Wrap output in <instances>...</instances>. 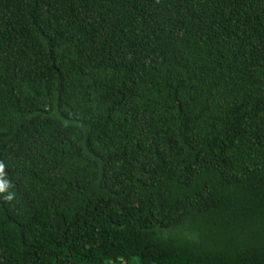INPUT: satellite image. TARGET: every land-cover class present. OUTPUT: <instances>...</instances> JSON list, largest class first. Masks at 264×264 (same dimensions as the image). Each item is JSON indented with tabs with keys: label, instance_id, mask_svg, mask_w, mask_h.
Segmentation results:
<instances>
[{
	"label": "trees",
	"instance_id": "1",
	"mask_svg": "<svg viewBox=\"0 0 264 264\" xmlns=\"http://www.w3.org/2000/svg\"><path fill=\"white\" fill-rule=\"evenodd\" d=\"M0 264H264V0H0Z\"/></svg>",
	"mask_w": 264,
	"mask_h": 264
}]
</instances>
